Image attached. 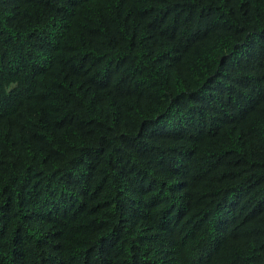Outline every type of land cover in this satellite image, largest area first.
Segmentation results:
<instances>
[{"label":"trees","instance_id":"obj_1","mask_svg":"<svg viewBox=\"0 0 264 264\" xmlns=\"http://www.w3.org/2000/svg\"><path fill=\"white\" fill-rule=\"evenodd\" d=\"M0 264H264V0H0Z\"/></svg>","mask_w":264,"mask_h":264}]
</instances>
